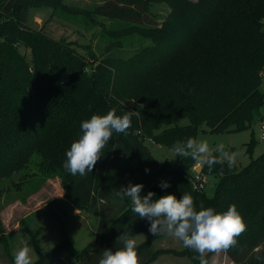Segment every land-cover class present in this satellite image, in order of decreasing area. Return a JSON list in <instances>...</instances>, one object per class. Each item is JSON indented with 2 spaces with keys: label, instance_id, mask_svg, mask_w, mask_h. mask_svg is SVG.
<instances>
[{
  "label": "trees",
  "instance_id": "16d2710c",
  "mask_svg": "<svg viewBox=\"0 0 264 264\" xmlns=\"http://www.w3.org/2000/svg\"><path fill=\"white\" fill-rule=\"evenodd\" d=\"M68 1L0 0V183L32 165L31 177L58 176L72 205L99 219L96 237L85 248L78 249L67 234L32 264H52L64 251L75 264H98L104 249L122 247V232L148 236L137 245L139 264L165 253L199 264L191 249L154 250V241L165 235L151 234L149 222L131 211L130 198L116 195L129 183L143 184L141 195L153 191L154 199L189 193L197 210L224 212L235 204L247 228L225 252L234 264H264L257 260L264 257V154L241 170L227 162L211 170L203 164L204 173L219 178L208 197L192 188L197 161L176 156V168L162 165L145 145L148 140L172 149L178 140L198 138L204 127L226 133L262 121L264 0H93L86 7ZM49 11L77 28L103 27L109 43L101 58L92 46L80 52L32 26L36 14ZM99 16L110 17L113 25L106 27ZM131 36L135 43H149L126 58ZM111 109L120 116L133 112L131 127L126 134L113 133L91 173L67 172L66 152L82 134V121ZM183 118L190 124L180 127ZM161 182L170 187L162 189ZM4 230L0 221V240ZM205 255L209 264L212 255Z\"/></svg>",
  "mask_w": 264,
  "mask_h": 264
},
{
  "label": "rangeland",
  "instance_id": "374dc122",
  "mask_svg": "<svg viewBox=\"0 0 264 264\" xmlns=\"http://www.w3.org/2000/svg\"><path fill=\"white\" fill-rule=\"evenodd\" d=\"M101 0H96L100 2ZM93 0H69L71 6L86 7L96 3ZM51 11L42 12L35 15L34 28H43L48 36L55 40L66 39L74 44L80 52H83L84 46H92L96 55L101 58L103 49L106 47V39L104 41L103 27L94 26L89 28L80 25L77 28L72 22L53 17ZM98 20L103 22L106 27L113 25V19L107 16H99ZM83 24V23H82ZM128 46L124 49L123 57H130L137 50L144 47L149 41L141 40L133 42L137 37H130ZM21 52L31 58L30 51L21 49ZM262 89L264 92V77ZM260 116L264 121V104L260 109ZM190 124L188 118L180 119L177 125L185 127ZM201 131L197 139L206 140L213 149V154L217 153L215 148L218 144L223 143L225 150L229 153H236V161L234 166L237 170L247 167L252 160L257 159L264 154V140L261 139L262 127L261 121L253 124L250 128L241 131H231L226 133H211L209 130ZM145 145L150 148L152 155L160 162V164H170L169 166L176 168L179 161L169 148H162L155 143L146 140ZM29 171L17 173L3 183H0V221L7 235L4 240H0V264H12L10 257L6 254L9 249L11 254L18 251L27 244L30 249L32 263L39 257V253L48 254L56 246H58L68 234L73 240L74 245L78 249L85 248L92 242L97 233L98 222L94 213L82 211L75 208L66 197L65 188L61 184V180L56 177H31L30 174L35 172L34 166H30ZM203 163H198L192 172L191 184L194 190L196 171H200L204 178V187L202 191L208 197H213L219 178L214 175H207L203 171ZM24 182L18 189L16 183ZM72 205V206H71ZM63 218V225H60V219ZM35 234V235H34ZM67 235V236H68ZM10 237V240H9ZM148 238L146 234H140L135 239L137 245ZM36 240V243L34 242ZM36 244V246H35ZM154 250L171 249L175 252H181L185 249L182 242L173 236L165 235L164 237L154 241ZM208 254V253H206ZM212 257L209 264H234L225 251L211 253ZM65 256L64 261H60V257ZM58 264H75L74 259L63 252L55 257L52 263ZM191 261L187 256H178L172 253L159 255L151 264H190Z\"/></svg>",
  "mask_w": 264,
  "mask_h": 264
},
{
  "label": "clouds",
  "instance_id": "9594fccd",
  "mask_svg": "<svg viewBox=\"0 0 264 264\" xmlns=\"http://www.w3.org/2000/svg\"><path fill=\"white\" fill-rule=\"evenodd\" d=\"M132 113L128 111L120 116L115 109H111L105 115L93 114L90 119L82 121V134L67 150L64 169L72 175L85 176L91 173L113 133L126 134L131 127ZM172 151L177 157H191L207 165L210 170L214 165L224 162H227L229 168L233 167L237 156L234 152L226 151L223 143L215 148L219 156L214 155L206 140L193 137L186 141H176ZM160 187L166 189L170 184L161 182ZM143 188L141 183H129L117 190L116 195L130 198L131 211L149 222L151 234L175 237L185 248L198 254L195 259L199 264H208L206 253H218L236 247L238 237L246 231L247 225L235 204L224 212L203 206L197 210L194 198L189 193H184L180 198L166 194L154 199L156 193L153 191L141 195ZM117 242L122 247L104 249L98 264H139L136 239L122 232ZM30 252V247L25 244L14 253V264H32ZM257 260H264V257L257 256Z\"/></svg>",
  "mask_w": 264,
  "mask_h": 264
},
{
  "label": "built area",
  "instance_id": "2783aa9c",
  "mask_svg": "<svg viewBox=\"0 0 264 264\" xmlns=\"http://www.w3.org/2000/svg\"><path fill=\"white\" fill-rule=\"evenodd\" d=\"M261 127H262L261 139L264 140V121L263 120L261 121ZM194 179H195L194 189L198 191H202L204 187V178L202 176V173L200 171H196L194 175ZM64 259H66L65 256H62L60 257L59 260L64 261ZM52 264H58V262H54Z\"/></svg>",
  "mask_w": 264,
  "mask_h": 264
},
{
  "label": "crops",
  "instance_id": "0c3cea01",
  "mask_svg": "<svg viewBox=\"0 0 264 264\" xmlns=\"http://www.w3.org/2000/svg\"><path fill=\"white\" fill-rule=\"evenodd\" d=\"M225 254H226V252H225ZM226 257H228V255L226 254ZM229 258V257H228ZM230 259V258H229ZM231 260V259H230Z\"/></svg>",
  "mask_w": 264,
  "mask_h": 264
}]
</instances>
